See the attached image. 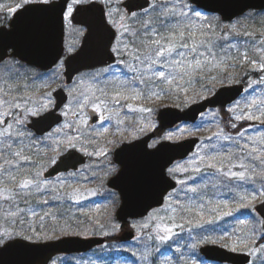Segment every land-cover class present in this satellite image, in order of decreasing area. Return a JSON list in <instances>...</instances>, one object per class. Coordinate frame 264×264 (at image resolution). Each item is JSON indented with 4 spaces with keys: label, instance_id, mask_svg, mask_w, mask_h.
I'll return each instance as SVG.
<instances>
[{
    "label": "snow or ice",
    "instance_id": "snow-or-ice-1",
    "mask_svg": "<svg viewBox=\"0 0 264 264\" xmlns=\"http://www.w3.org/2000/svg\"><path fill=\"white\" fill-rule=\"evenodd\" d=\"M229 8L234 10L228 11ZM246 9H250V5L240 0L228 5L215 4L212 0H145L144 4L139 0H0V40L12 38L3 46L0 68L11 72L17 66L25 67L16 59L23 55L22 50L37 56L46 52L52 54L57 80L63 78L66 65L71 69L68 80L72 87L65 99L71 96L77 107V111L71 112L70 105L55 100L53 91H41L51 88L47 81L33 89L40 93L38 100L29 95L27 84L19 97L10 94L13 90L19 91V85L15 89L9 86L7 91L0 88V185H3L0 201L8 203L10 209L15 208L6 213L5 223L11 222L10 226L0 227V257L13 252L26 255L52 238L43 231V222L45 217L55 220V215L51 212L39 215L31 210L32 217L39 216L41 230L37 231L31 224L24 228V221L20 219L24 210L16 202L18 197L38 195L36 203L43 206L63 199L80 203L101 195L97 188L80 183L98 179L96 173L82 175L90 166H78L81 157L77 155V146L80 145L78 151L83 155L104 157L106 176L118 173L115 181L121 182L118 186L129 204L136 206L153 199L171 213L160 216L154 214L155 210L146 209L145 213H139L141 219L130 222L133 238L143 241V251L136 264H200L198 249L221 244L232 252L245 253L247 264H264V243H260L264 241V220H257L250 231L231 244L225 240L229 235L227 229L213 235L219 221L242 209L255 213L254 202L264 197V134L246 136L248 128L254 125L238 129V125L229 120L228 126L238 129L235 135L225 134L223 129L213 132L207 139L215 138V142L204 144L183 163L156 158L167 147L164 141H178L185 132L191 135L190 129L177 127L150 144L131 142L137 139V132L155 129V120L149 118L170 93L181 101L176 107H189L197 100L207 99L205 92L213 95L218 85L236 82V72L229 69L245 64L248 65L245 75L255 71L260 79L251 81L244 91L254 84H264V31L254 34L244 28L240 20L232 22L237 15L243 19L259 17L264 21V12ZM207 12L219 14L209 17ZM217 29H220L219 34ZM69 32L73 37L71 43L66 41ZM127 37L133 38L132 50L125 42ZM241 37L248 39L241 40ZM8 49L13 51L9 53ZM230 51H235L236 57H229ZM249 51L257 54L255 58L249 56ZM97 57L100 67L89 62ZM74 64L90 70L80 71L72 67ZM123 69L132 75H126ZM29 74L40 78L31 69ZM194 82H201L200 90L189 94ZM100 84L103 87H98ZM60 90L63 91V86ZM78 90V95L73 96ZM129 101L138 103L134 107ZM89 104L97 114L96 119L107 122L115 117L117 126L123 123L119 119L122 112L147 115L133 126L130 136L121 132V139H105L101 147L96 141L107 133V128L101 126L102 130L90 139H85L81 131L82 126H87L84 110ZM225 111L235 121H254L264 126V98H246L243 106L233 101ZM69 112L78 122L66 119ZM199 115L203 118L205 113ZM208 115L215 117L216 113ZM65 129L74 130L75 134L70 135ZM25 138L36 145L47 146L51 153L31 171H24L25 165L33 163L31 156L23 153ZM221 141L229 142L239 156L227 148L223 151L218 148ZM121 143L124 144L121 153L128 155L118 157L117 165L109 158L108 145ZM14 145L20 146L19 150H14ZM89 146L94 150L88 151ZM234 156L254 163L236 164ZM60 166L64 167V172L59 171ZM49 169L56 173L53 179L44 176ZM179 174L188 175L180 178ZM100 183L102 185L103 180ZM161 185L167 187L161 191ZM210 191L211 197L219 192L223 198L214 201L209 196ZM111 195L114 197L115 193ZM82 214L94 219L100 228L105 227L99 217ZM112 220L111 212L106 209L105 223L111 225L113 233L119 232L120 225ZM15 224L21 227L11 226ZM59 230L65 232L66 229ZM185 231L187 242H183ZM154 243L167 244L175 260L159 247L154 252ZM127 251L136 256L131 249ZM13 264L28 262L19 260Z\"/></svg>",
    "mask_w": 264,
    "mask_h": 264
},
{
    "label": "rangeland",
    "instance_id": "rangeland-1",
    "mask_svg": "<svg viewBox=\"0 0 264 264\" xmlns=\"http://www.w3.org/2000/svg\"><path fill=\"white\" fill-rule=\"evenodd\" d=\"M207 15L210 17L211 15H214V14H208L207 13ZM236 20H240L243 27L246 28L248 31L252 32L251 27H254V25L251 23L252 19H243L242 17H240ZM236 20H234L233 22H235ZM253 20L261 21V19L259 17L253 18ZM262 22H264V21H262ZM193 23H197V22L193 21ZM134 27H135V25H134ZM243 38L245 40L248 39L247 37H243ZM253 38H255V35ZM72 40H73V37H72L71 33L69 32V34L66 36V41L68 43H71ZM125 42L129 45V49L132 50L133 49V38L127 37ZM248 54L250 57H253V58H255V56L257 55L256 53H254L252 51H249ZM24 65H25V67H22V68L17 66L16 70L11 71V72H9L7 69L0 68V88H4L7 91L9 86H12V88L15 89V87L17 85H19L20 86L19 91L13 90L10 93L11 95H15V96L19 97L20 95H22L23 86L25 84H27L29 95L33 96V98L38 100L40 93L34 92L33 89L35 87H37L38 85L43 84L45 81H47L49 84H51V88H44V89H41V91H54L57 88L63 86V88L68 93L69 89L72 87V84L71 85L65 84L64 76L62 79H59V80H57L55 78V68L53 70H51L50 72H43V71H41L35 67L28 66L26 64H24ZM122 67L123 66H121V68ZM29 69H31L32 72L39 74L40 78H36V77L31 76L29 74ZM123 71L125 72V74L128 73L127 75H129V76L132 75L130 72H128L127 69H123ZM257 74H258V78H256V79L251 78V77H247V80L245 83L246 88H248V85L251 81L260 79V74L259 73H257ZM234 83H236V82H234ZM98 87H103V84L98 85ZM78 92H79V90L77 92H74L72 95L73 96L78 95ZM205 95L209 96L208 93H206ZM253 97L264 98V84H254L252 86V88L249 89L247 92L245 91L244 95L242 97H240L237 101H239L241 106H243L244 103L246 102V98L248 100H250ZM129 102L133 103L134 107L138 103V102H132V101H129ZM67 105H70L71 112L77 111V107L72 102L71 96H70V101ZM176 105H177L176 104V97L174 94L169 95L168 97H166L165 99L162 100V103H159V107H163V106L176 107ZM159 107H157V109ZM89 109H92L91 104H89L84 110L85 111V117L87 119V126L86 127L82 126L81 131H82L85 139H90V138H95L97 133L102 130L101 126H103L104 128H107L108 129L107 133H105V135L103 137H100L96 141L97 145L101 146V147L104 145L105 139H117V140L121 139V136H120L121 132H123V134L125 136H130V134L132 133L133 126L138 125L139 121L141 119H143V117L145 115H147V114H141L139 112H135V113H133V112H127V113L122 112L119 119L122 120L123 123L120 124L119 126H117V124H116V118L115 117L111 121L105 122V121L100 120L99 123H97L95 125H91L90 124V116L88 114ZM113 111H116V109L113 108ZM71 112H69V116L66 119L69 120L70 122H72V121L78 122V119L76 117H73ZM209 112L216 113V116L213 117V116L208 115ZM209 112H207L204 115V117L201 118L196 124L192 125V124L182 123L181 125L178 126V127H183L185 129H190L191 133H192L191 135H189L188 132H185L183 137L179 140H183V139L188 138L190 136H199L202 138V142L198 146L196 151H198L204 144H209V143L215 142V138H213V141H209L207 139V137L211 136L213 132H216L219 129H223L225 134L235 135V132H231L235 129H232V128L228 127L225 123H223L222 118H221L223 116L222 114L220 115L217 110H212ZM226 116L227 117L229 116L230 120H232L233 123H236L238 125V127H240V128L241 127L245 128L246 125L250 124L249 121H245L246 123L244 121H235L234 119H232V117L229 114H227ZM149 119L155 120V122H156L155 128H157L158 123L156 120V112ZM147 122L148 121L145 120V123H147ZM252 122H254V121H252ZM239 123H241V124L239 125ZM256 126H257L256 128L248 129V131L245 133V135L256 137V136H259L261 134H264V126H261L260 124H258ZM175 129L170 130L168 132L175 131ZM154 130L155 129H149V130H146L144 133L137 132L136 133L137 139L144 136V135H149ZM65 131L68 132L70 135L75 134L74 130L65 129ZM168 132H165L163 135H165ZM60 138H63V137H60ZM131 141H133V140H131ZM49 143H51V142H49ZM241 143H243V141H241ZM121 144H119L117 146L108 145V147L111 148V152L109 154V158L111 161H112L113 151L117 147H119ZM39 146H43V145H36L34 142H29V140L27 138H25L23 140V153L25 155L31 156L30 151L38 149ZM13 147H14V150H19L20 146L14 145ZM79 147H80V145L77 146L78 149H79ZM217 147L220 148L222 151L227 148L229 151L235 152V153H237V156H239L238 150L234 147H231L229 142L221 141L217 144ZM31 148H33V149H31ZM44 149L48 150V147L44 145ZM93 150H94L93 147H91V146L88 147V151H93ZM5 154H7V153H5ZM35 155L38 157V159H35V157L31 156L33 163L30 165H25L24 171H31L35 167L36 163L44 162L47 159L48 154L45 152L42 154L41 151H39ZM237 156L233 157V162L236 164H239L241 162L245 163V164L254 163L253 161H250V160L238 159ZM188 159H186V160H188ZM186 160H184L182 162H178V163H183ZM0 163H2V161H0ZM106 163H107V161H105L104 157L91 156V161L86 164V165H89L90 167L87 169V171H84L82 173V175L90 176L91 173H96L98 176V179L90 180V182H84L83 180H81L80 183H83L85 187L97 188V190L100 191L101 195L104 193H107V192H109V195H111V193H113V191H111L107 187V181L112 175H107V176L105 175L106 169L104 168V165ZM255 163H258V162H255ZM236 170H239V169L237 168ZM185 175H188V174H179L180 178H183ZM101 180H103L102 185L100 183ZM70 183H71V181H70ZM2 186L3 185H0V187H2ZM9 186L11 187L12 185H9ZM73 186H75V184ZM257 187H259V183H257ZM250 191H251V189H250ZM98 196H100V195H98ZM209 196L211 197V191L209 192ZM95 197H97V196H95ZM114 197L117 198V200H118L116 207H115V208H117L118 204L120 203L119 196H118V194L115 193ZM38 198H39L38 195L26 196V197L22 196V197L17 198L16 202L18 203L19 207L24 210V212L20 216V219H22L24 221V224L22 225V227L27 228L29 226V224H31L32 227L39 229L38 231L41 230L40 226H39V216L32 217L31 216V210H35L36 212H38L39 215H43L44 212H51L54 215L56 214V210L52 207H49V205H43V206L38 205L36 203V200ZM93 198L94 197H89L87 200H91ZM211 198H213L215 201L216 199H221L223 197L218 192L215 197H211ZM263 200H264V197H258L257 201L254 202V206ZM25 201H27V202L25 203ZM85 201L86 200H83L80 203H83ZM105 205H106V207H109L111 204L108 201L107 203H105ZM233 206H235V205H233ZM9 210L15 211V208L10 209L8 203L0 201V227L10 226L11 222H9L8 224L5 223L6 213ZM89 211H91V210H89V209L86 210V212H89ZM154 214L160 215V216L171 215L170 212H166L163 208L155 209ZM234 217H236V218L241 217V218H239L238 222H236L235 220H233ZM240 219L245 221V223L243 225H239ZM136 220H139V219L131 220L130 222H135ZM257 220H261V218L258 216V214L256 212L253 213V212H250L249 210L242 209L241 211L234 213L233 216L226 217L222 221H219L218 224L216 225V232L213 235L215 237V235L221 234L224 232L225 229H227L229 232V235H226L225 240H226V242L231 244L233 241H238L239 238H241L244 235V233L250 231V229L256 225ZM53 221L54 220H52L51 218L45 217V220L43 222L44 223V229H43L44 232H46V233L50 232L51 228L48 224H51ZM130 222H129V226H130ZM112 223L119 224L120 228H121V224L118 221H116V219L112 220ZM11 226H15L18 229H19V227H21V225H19V224H15V225H11ZM106 232L108 233V235H115V236L119 233V232L113 233L110 224L105 225L104 230L99 235H105L104 233H106ZM232 233H234V234H232ZM53 234H54V238L61 237V235L58 234L57 232H54ZM92 234L93 233H87L86 236L92 235ZM65 235H68V234H65ZM62 236H64V235H62ZM183 236L184 237L188 236L187 231H185L183 233ZM134 242H137V240H134ZM183 242H187V241H183ZM261 243H264V241ZM218 246L223 247L222 244L218 245ZM134 248L135 247L132 245L127 246V249H131L132 251H134ZM197 251L199 252V249ZM167 256L171 257V255H167ZM96 257H97V255L94 253L93 254L88 253V254H85L84 256H81V257L78 256L76 258V261H78L77 262L78 264H90L89 260L90 261H91V259L94 260V259H96ZM200 257H201L200 258V264H214V263H210V262L204 260V258L201 255H200ZM72 261L73 260H71L70 258L57 257L51 262V264H66V263H68V262L70 263Z\"/></svg>",
    "mask_w": 264,
    "mask_h": 264
},
{
    "label": "water",
    "instance_id": "water-1",
    "mask_svg": "<svg viewBox=\"0 0 264 264\" xmlns=\"http://www.w3.org/2000/svg\"><path fill=\"white\" fill-rule=\"evenodd\" d=\"M212 2L220 5H228L233 3L234 0H212ZM240 2L247 3L250 5V9H246V11L264 10V0H240ZM139 3L144 4L145 0H139ZM227 10L233 11L234 9L229 8ZM212 14H219V13H212ZM237 17H239V15L234 16L232 20H234ZM224 22H229V21L225 20ZM9 27H11L10 24ZM11 39L12 38L0 40V55L4 54L3 46H6L8 43H10ZM12 51H13L12 49H8L9 53H11ZM22 52L23 55L18 56L17 59L27 64L34 65L43 70L51 69L54 66L52 63L53 55L50 53L46 52L44 54L37 56L36 54L28 50H22ZM7 58L8 56H5V59ZM99 59L100 58L97 57L89 62L96 64L97 67H100L101 65L100 63H98ZM29 61H32V63H28ZM72 67L80 68V65L74 64ZM83 70H86V68H80V71ZM70 71L71 69H69L66 65L65 76L68 83H71V81L68 80V72ZM73 75H75L74 72ZM244 88L245 86L243 84H232V85L222 86L212 96L208 97L205 100H201L199 102L193 103L184 110L175 107H164L159 111L157 116L159 125L162 129H169L182 122L195 123L200 117L199 113L205 112L209 107L214 108L220 105L226 106L227 104L232 103L239 96L243 94ZM54 96L58 103L63 101V103L66 104L68 101V97L67 99H65L67 93L65 92L64 89L63 91H61L60 89L56 90L54 92ZM186 113L189 115H186ZM90 115H91V124H95L98 121V119H96L97 114H95L92 110L90 112ZM153 136L154 133L149 134L144 138L135 140L132 143L149 144ZM199 142H200L199 137H190L177 142L164 141L167 147L159 154V156L156 159L159 161L170 160L172 162H175L177 160H184L195 151ZM123 147L124 144H122L115 152V162L118 165H119L118 157L124 158L125 156L128 155L126 153H121L120 150ZM77 155L81 157L80 163L78 165L79 167L85 165L90 158L89 156L80 153L78 149H77ZM59 171L64 172V167L60 166ZM55 175L56 173L52 172L51 169H49L44 173V176L46 178H52ZM116 175H118V173ZM114 181H115V176L108 181V187L118 191L120 195L121 202L115 213L118 222L125 224L131 219L141 218L139 213H145L146 209L148 211H151L153 208L160 207V204H158L153 199L145 200L136 206L129 204L125 199L124 193L121 192V189L118 186L121 182L119 181L114 182ZM165 187H167V185H161L160 190L163 191ZM255 209L257 213L264 220V204L259 203L255 207ZM133 213H137V215H133ZM133 237H134L133 230H129L122 232L119 235L118 239L120 241H131L134 239ZM106 242H107V238L99 235L63 236L53 240L42 242L38 250L28 253L26 255H21L16 252L9 253L4 257H0V264H13V262L19 260L27 261L28 264H49L52 261V259L58 255H72V254L86 253L95 249L96 247L103 246ZM200 252L203 256H205V258L208 261L211 262H217L220 264H225V263L247 264L245 253L232 252L218 245L203 246L200 248Z\"/></svg>",
    "mask_w": 264,
    "mask_h": 264
},
{
    "label": "trees",
    "instance_id": "trees-1",
    "mask_svg": "<svg viewBox=\"0 0 264 264\" xmlns=\"http://www.w3.org/2000/svg\"><path fill=\"white\" fill-rule=\"evenodd\" d=\"M259 12V11H256ZM264 12V11H260ZM251 23L254 25V27H251L252 32L255 34L260 31H264V22L259 21V20H253ZM217 33H220V29H217ZM241 40H245L243 37L240 38ZM241 51H243V48H241ZM229 57H236V52L235 51H230L227 53ZM248 69V65L245 64L243 67L235 68V69H229V71H234L236 72V83H246L247 77L251 78H258V74L255 71L248 72L247 75H245V72ZM200 83L201 82H194L189 94H191L193 91L200 90ZM220 86L218 85L215 90H217ZM207 92L204 93V95ZM174 93H170L169 95H172ZM175 95V94H174ZM199 101V100H197ZM196 101V102H197ZM162 103V100L159 102ZM181 101L176 99V104H180ZM152 106V105H148ZM179 108H185V107H179ZM33 149V148H31ZM35 149V148H34ZM41 151L43 154L44 152L47 153L48 155L51 154L49 152V149H44L43 146H39L38 149H35L31 152V156L35 157V159H38V157L35 155L37 152ZM42 159V158H41ZM40 159V160H41ZM42 161V160H41ZM110 202V206L106 207L105 203ZM118 200L117 198L109 195V192L104 193L100 196L94 197L91 200H86L83 203H76L75 201L68 200V199H63L59 201H51L49 204V207H52L56 210L55 217L56 219L51 223L48 224L50 228H55L58 234L65 235H76L74 233H93V234H101V232L104 230V228H100L99 226L95 225L94 219H89L88 216L83 215L82 213H91L92 217H99L101 219V223H104L107 225L108 223H105V210L107 209L108 211L111 212V215L113 217V220L115 219V210H116V204ZM108 206V205H107ZM85 209V210H84ZM91 210L89 212H86V210ZM241 217H234L233 220L238 222V219ZM241 221V219H240ZM242 225V224H239ZM64 227L66 230L65 232H61L59 229ZM125 228H130L128 224H123L120 229H125ZM47 233L49 235L50 239H54V232L51 231ZM39 229H37L38 231ZM107 237V244L104 247L98 248L94 250L91 254H96L97 257L96 259L91 261L89 260L90 264H125L127 261L128 264H136L137 258L139 257L140 253L143 251V241L141 242H131V243H123L119 242L116 239L115 235H106ZM188 236H185V240L187 241ZM47 241V240H46ZM263 241H260V243ZM170 243V242H169ZM132 245L134 246V252L136 253V256L133 257L129 254L127 251V246ZM176 245H173L172 247L175 248ZM159 247L162 252H164L165 255H171L172 259L175 260V254L172 253L171 251H168V246L167 244L165 245H158V243H154L152 245L153 251L155 252V249ZM78 256H71V257H63V258H70L73 260L72 262H68L66 264H78L76 261V258ZM81 257V256H80ZM103 257V259H101ZM161 259L164 258V256L160 257ZM201 258V257H200Z\"/></svg>",
    "mask_w": 264,
    "mask_h": 264
},
{
    "label": "flooded vegetation",
    "instance_id": "flooded-vegetation-1",
    "mask_svg": "<svg viewBox=\"0 0 264 264\" xmlns=\"http://www.w3.org/2000/svg\"><path fill=\"white\" fill-rule=\"evenodd\" d=\"M124 59H126V60H128L129 58L128 57H124ZM54 69V68H53ZM52 69V70H53ZM90 69H86V70H83V71H89ZM42 71V70H41ZM51 70H49V71H43V72H50ZM64 79H65V84L66 85H71L72 84V82L71 83H68L67 82V80H66V78H65V73H64ZM231 105H232V103H230V104H228L227 106H220V107H217V108H215V109H212V110H217L218 111V113L221 115H223L221 118H222V121H223V123H225V124H227L228 123V121L230 120V118H229V116L227 117L226 115L228 114L226 111H225V109L227 108V107H231ZM92 109H89L88 110V114L90 113V111H91ZM211 109H210V111H212ZM99 121V120H98ZM245 122V121H244ZM99 123V122H98ZM246 123V122H245ZM244 123V124H245ZM241 123H239V125H240ZM250 124H252V125H254L253 127H251V128H248V125H246V127L245 128H248V129H253V128H256L257 126L256 125H258L259 123H257V122H250ZM240 127H238V129H239ZM242 128V127H241ZM238 129H235V130H233V131H231V132H236ZM170 131V130H169ZM165 132H168V131H161V129L160 128H155V130L154 131H152V133H154V136L152 137V140L150 141V143L153 141V140H155V139H158V138H160V137H162V135L165 133ZM251 133V132H250ZM249 133V134H250ZM248 134V135H249ZM145 136V135H144ZM144 136H142V137H144ZM142 137H140V138H142ZM140 138H138V139H140ZM137 140V139H136ZM134 141V140H133ZM149 143V144H150ZM123 144V143H122ZM121 144V145H122ZM120 145V146H121ZM119 146V147H120ZM119 147H117L114 151H113V153H112V162L113 163H115V164H117L116 162H115V152H116V150L119 148ZM118 165V164H117ZM117 174V173H116ZM116 174H114V175H112L109 179H111L112 177H114ZM109 179H108V181H109ZM113 192H115L116 194H118L115 190H113Z\"/></svg>",
    "mask_w": 264,
    "mask_h": 264
}]
</instances>
